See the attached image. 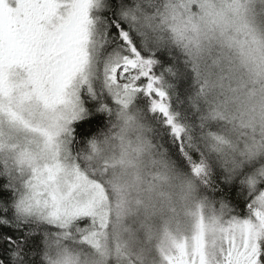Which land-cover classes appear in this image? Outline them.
<instances>
[{
	"label": "snow or ice",
	"instance_id": "6c2138e0",
	"mask_svg": "<svg viewBox=\"0 0 264 264\" xmlns=\"http://www.w3.org/2000/svg\"><path fill=\"white\" fill-rule=\"evenodd\" d=\"M0 264H264V0H0Z\"/></svg>",
	"mask_w": 264,
	"mask_h": 264
}]
</instances>
